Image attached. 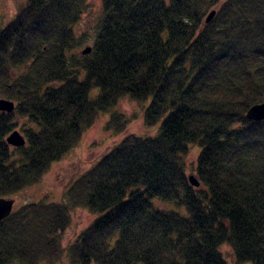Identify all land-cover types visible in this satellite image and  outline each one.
Masks as SVG:
<instances>
[{
  "label": "trees",
  "instance_id": "1",
  "mask_svg": "<svg viewBox=\"0 0 264 264\" xmlns=\"http://www.w3.org/2000/svg\"><path fill=\"white\" fill-rule=\"evenodd\" d=\"M89 1L26 0L0 25V98L16 104L0 111V198L38 183L101 113L124 133L126 96L157 131L125 134L63 199L14 208L0 264H228L223 244L264 264V120L246 116L264 102V0H100L77 34ZM76 208L95 217L64 245Z\"/></svg>",
  "mask_w": 264,
  "mask_h": 264
},
{
  "label": "rangeland",
  "instance_id": "2",
  "mask_svg": "<svg viewBox=\"0 0 264 264\" xmlns=\"http://www.w3.org/2000/svg\"><path fill=\"white\" fill-rule=\"evenodd\" d=\"M25 3L26 0H0V25H6ZM100 8V0L89 1V7L76 28L77 34H82L93 28V24L99 15ZM89 43L90 42L83 47L85 48ZM82 48L79 50H82ZM144 105L145 102L134 100L128 96L119 101L115 110L123 112L129 117L127 129L122 134H116L110 129H106L105 126L106 122L109 120L110 113H101L94 123L83 132L74 148H72L61 160L53 162L49 170L38 183L25 188L14 196V208L39 199L53 201L63 199L67 187L83 172L88 170L104 153L116 145L125 134L136 133L139 135H153L157 131L158 125L150 127L144 123L142 118ZM18 122L16 129L21 132L23 131L22 127H26L30 124L25 118L19 116ZM199 151L200 148L198 146H191L187 156L188 175L195 173L194 169ZM160 206L165 207V205L161 203ZM71 215V224L63 234L64 245L73 241L95 217L93 213L85 208H76L72 211ZM220 249L228 264H237L234 251L230 245L223 244ZM59 264L71 263L67 258H63Z\"/></svg>",
  "mask_w": 264,
  "mask_h": 264
},
{
  "label": "water",
  "instance_id": "3",
  "mask_svg": "<svg viewBox=\"0 0 264 264\" xmlns=\"http://www.w3.org/2000/svg\"><path fill=\"white\" fill-rule=\"evenodd\" d=\"M216 13V10H212L206 18V21L209 22L212 20ZM91 51V47L88 46L82 50V53H89ZM15 102L13 100L7 98H0V111L3 112H11L15 109ZM246 116L251 120H264V102L255 104L249 108ZM7 142L15 147L25 145L26 139L24 135L19 130L12 131L8 137ZM190 182L193 185L198 186L199 181L195 177V175L189 176ZM15 198L14 197H2L0 198V221L6 218L11 214L14 209Z\"/></svg>",
  "mask_w": 264,
  "mask_h": 264
}]
</instances>
